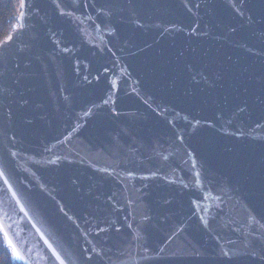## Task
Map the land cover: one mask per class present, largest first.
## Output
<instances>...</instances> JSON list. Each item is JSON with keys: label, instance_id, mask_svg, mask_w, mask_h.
<instances>
[{"label": "water", "instance_id": "obj_1", "mask_svg": "<svg viewBox=\"0 0 264 264\" xmlns=\"http://www.w3.org/2000/svg\"><path fill=\"white\" fill-rule=\"evenodd\" d=\"M0 44V231L23 264H264V0H21Z\"/></svg>", "mask_w": 264, "mask_h": 264}, {"label": "trees", "instance_id": "obj_2", "mask_svg": "<svg viewBox=\"0 0 264 264\" xmlns=\"http://www.w3.org/2000/svg\"><path fill=\"white\" fill-rule=\"evenodd\" d=\"M20 0H0V44L18 27L17 19L21 12ZM0 264H23L12 258L0 231Z\"/></svg>", "mask_w": 264, "mask_h": 264}, {"label": "rangeland", "instance_id": "obj_3", "mask_svg": "<svg viewBox=\"0 0 264 264\" xmlns=\"http://www.w3.org/2000/svg\"><path fill=\"white\" fill-rule=\"evenodd\" d=\"M21 2V1H20Z\"/></svg>", "mask_w": 264, "mask_h": 264}]
</instances>
